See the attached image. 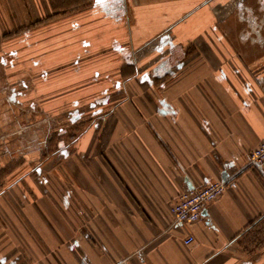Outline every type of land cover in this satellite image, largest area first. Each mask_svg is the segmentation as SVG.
Listing matches in <instances>:
<instances>
[{
    "label": "crops",
    "instance_id": "1",
    "mask_svg": "<svg viewBox=\"0 0 264 264\" xmlns=\"http://www.w3.org/2000/svg\"><path fill=\"white\" fill-rule=\"evenodd\" d=\"M43 5L0 0V36L17 33L0 54V264H264V0H92L50 33L29 28ZM65 113L51 148L45 119ZM219 180L199 221L173 222L180 193Z\"/></svg>",
    "mask_w": 264,
    "mask_h": 264
},
{
    "label": "built area",
    "instance_id": "2",
    "mask_svg": "<svg viewBox=\"0 0 264 264\" xmlns=\"http://www.w3.org/2000/svg\"><path fill=\"white\" fill-rule=\"evenodd\" d=\"M249 164L261 172L264 171V139L250 150ZM225 188L226 181L219 180L183 191L178 195L171 207L173 222L184 225L199 221L206 205L216 200ZM193 242L194 236L191 234L183 238L185 245H190Z\"/></svg>",
    "mask_w": 264,
    "mask_h": 264
},
{
    "label": "rangeland",
    "instance_id": "3",
    "mask_svg": "<svg viewBox=\"0 0 264 264\" xmlns=\"http://www.w3.org/2000/svg\"><path fill=\"white\" fill-rule=\"evenodd\" d=\"M48 1H49L50 4L53 3L54 6H55V7H53L54 10L52 9L53 12L50 10V8L48 6L49 5ZM90 2L91 1H88V0H43V4H44L42 6L43 7V11H41L43 18L40 19L41 20L40 22L31 23L29 25L30 26L29 28L30 29L33 28L35 26V24H36V25H39L40 29H42L43 31L47 30L50 33L51 29H50L49 26H50L51 22H54V14H55V17H57L59 15L72 13L74 11H78L80 9L88 7L90 5ZM4 8H5V6H1L0 19H4V18L6 19L7 18L6 11L4 13L5 16L1 12L2 10H4ZM30 11H31V5L27 6V12L26 13L29 15ZM6 20L1 23V27L0 28L1 29L4 28L3 31H5V28H6V26H4V25L8 23V22H6ZM22 28H25V27H22ZM15 34H17L15 31H13L12 33H8V34L5 32L4 35L0 36V54L3 53L4 48L6 46L5 43H7L8 38H10L12 36L14 38L16 36ZM1 73H2V70H1ZM35 120H36L35 118L30 119V122H31L30 125L36 123L37 120L36 121ZM71 120L72 119H69L66 113H65V115H62L59 118H55V117L51 118L49 116L46 117L44 123H48L46 125H48L50 130H51V134H49V137H48V139H49L48 142L51 141V144H52L50 146L51 148L54 147V139L57 138L56 137L57 136V130L61 129V127L64 128V129L69 128L68 126L70 125L69 123L72 122ZM55 130H56V132H55ZM67 136L68 135L65 134V136H63V137L62 136H58V138L60 139L62 137V140H66L67 141V139H68ZM52 150H54V148ZM48 153H50V150H48ZM3 178H4L3 174L0 173V193L3 192V188H4L3 187L4 183L1 182L3 180Z\"/></svg>",
    "mask_w": 264,
    "mask_h": 264
},
{
    "label": "flooded vegetation",
    "instance_id": "4",
    "mask_svg": "<svg viewBox=\"0 0 264 264\" xmlns=\"http://www.w3.org/2000/svg\"><path fill=\"white\" fill-rule=\"evenodd\" d=\"M52 4H53V3H51V5H52ZM53 7H54V4L52 5V9L54 10V8H53Z\"/></svg>",
    "mask_w": 264,
    "mask_h": 264
},
{
    "label": "trees",
    "instance_id": "5",
    "mask_svg": "<svg viewBox=\"0 0 264 264\" xmlns=\"http://www.w3.org/2000/svg\"><path fill=\"white\" fill-rule=\"evenodd\" d=\"M88 1H92V0H88ZM91 3V2H90ZM55 7V6H54Z\"/></svg>",
    "mask_w": 264,
    "mask_h": 264
}]
</instances>
